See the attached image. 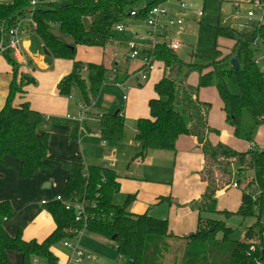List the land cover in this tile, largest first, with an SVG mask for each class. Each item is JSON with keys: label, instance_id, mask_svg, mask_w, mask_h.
Here are the masks:
<instances>
[{"label": "trees", "instance_id": "1", "mask_svg": "<svg viewBox=\"0 0 264 264\" xmlns=\"http://www.w3.org/2000/svg\"><path fill=\"white\" fill-rule=\"evenodd\" d=\"M167 0H152L132 15L138 0H56L42 1L29 12L31 0L0 2V31L19 25L30 16L34 31L41 37L46 50L56 58L73 61L72 71L59 82L58 94L70 96L79 92V102L90 107L98 97L107 78L108 70L102 64L76 60L77 46L106 47L113 43H127L128 33L116 26L129 21H144L148 11ZM73 39L72 43L58 39L54 32ZM216 39L226 38L233 46L226 51L215 43L212 51L191 53L195 62H187L166 44L153 48L154 56L166 70L155 84L156 97L149 100V116L136 122L135 141L138 152L132 160H143L150 151H175L182 135L195 136L205 156L201 172L207 183L205 193L194 202L199 211L194 233L179 236L170 232L169 222L149 213L133 214L129 206L135 199L128 195L117 204L115 196L120 189L119 175L102 166H86L79 162L62 161L67 170L63 196L72 205L83 203L85 217L76 221V212L67 210L61 201L45 205L56 228L43 241H26L21 231L10 236L3 219H12L15 211L9 201L0 202V264H12L9 252L22 255V264H34V259L45 264H58L52 247L74 240L82 229L114 243L121 258L129 264H259L264 262V148L257 145L246 151L235 150L225 144L211 143L209 136L219 131L209 125L212 104L200 98V90L214 87L220 97L226 122L238 134L243 115L248 113L255 126L264 123V24L237 30L212 25ZM0 32V40L4 36ZM12 67V81L5 106L0 111V164L5 158L20 162V176L30 179L40 170H52L48 157L49 132H39L45 116L33 110L27 102L15 104L25 94V87L34 84V78L20 72V63L10 50L2 52ZM237 56L240 70L231 65ZM263 57L261 62L259 58ZM184 73L180 76L181 72ZM168 74V75H166ZM197 74L196 86L189 79ZM126 119L120 112L98 116V133L102 141L122 142L125 138ZM76 127L72 137H77ZM254 143V141H252ZM235 166V170L232 168ZM236 172L237 177L234 176ZM104 178V179H103ZM237 184L242 190L241 203L235 212L218 211V193ZM161 201L171 203L170 197ZM220 213L226 218L239 215L256 219V229L246 233L243 240L231 239L234 229L224 220L209 217ZM221 234V238L218 235ZM115 237V238H114Z\"/></svg>", "mask_w": 264, "mask_h": 264}, {"label": "crops", "instance_id": "2", "mask_svg": "<svg viewBox=\"0 0 264 264\" xmlns=\"http://www.w3.org/2000/svg\"><path fill=\"white\" fill-rule=\"evenodd\" d=\"M4 1L6 2L8 0ZM129 23L133 22L129 21ZM25 26L27 25H24V22L22 25L20 24V37L29 31L35 32L32 27L28 30ZM21 46L23 53L25 54L24 61H31L40 68L39 71L31 73L35 83L24 88L26 93L21 102L29 103L33 110L42 113L44 116L46 115L47 117L45 118L47 121H49L52 116L56 115L61 116V119L59 122H56V119H53L54 122L52 124L47 123L46 125H41L39 128L40 133L49 132L50 134L48 157L54 168L48 170L49 172H45V169H42L30 179H23L20 176L18 180L15 179L17 181H15L16 183L9 185L7 174L9 175L10 171L8 170V167L11 164L18 165L20 175V162L18 159L6 157V163L0 164V180L2 181L0 184V202L9 201L15 211L14 217H16L20 210H22V207H24V211H28V203L27 199H25L26 195L24 197L23 194L27 191L33 190L32 188L51 190L54 186L55 178L59 173L61 183L58 187L60 188L61 186V193L47 192L42 194L47 197L41 198V204L43 200H47L48 202L55 200L57 195L63 194V189L67 180V170L62 167L61 162H79L86 166H102L116 172L119 175V181L121 184L119 192L125 191L124 196H135V199L129 206V211L131 213H149L154 217L167 219L170 232L175 235L187 236L194 233L197 229L199 217V211L197 210V206L194 205V202L202 197L207 186V183L201 176V172L205 167V156L200 149L198 139L195 136L182 135L176 142L175 151H150L145 159L132 160L134 155L138 152V143L135 141L136 129L134 136L129 138L128 141L126 140L128 144H124L123 146H121V144L126 139V133L122 143L118 142L117 144L102 141L100 136L96 135V133H98V114L120 112L125 119L129 116L130 118H135L136 122L139 118L149 116V100L156 97L154 86L166 73L163 64L157 62L156 70L149 76V79L145 82H140L137 74H135L140 68V62L137 60L132 61L127 58L125 43H113L106 47L77 46V50L82 47L85 51V53H83L87 54L90 58L86 59L87 62H84V59L76 55L77 61L102 64L107 68L108 73L105 81L106 83L104 82L102 89L108 86V84H111L112 88L121 93L120 97L122 102L129 101L130 93L126 91H133L132 94L136 96V99L144 104L143 110L139 107L140 105L137 104L133 108L132 102H130L125 105L124 110L118 107L116 112H105L103 110L99 111L95 109L97 97L92 106L86 110V112L88 110L90 112L86 113L87 117L84 123L86 131L80 133L78 123L68 119L67 116L76 115L80 110L81 103L77 100L79 110L77 109L78 112L76 111V114H67L66 111L68 110L69 100L61 97L58 94L57 89L61 79L68 75V72L72 71L73 64L72 67L67 68L66 65L60 61L63 59L61 58L57 61L58 66H56V68H51L48 63H45L44 56L34 55L30 51L31 44L29 41L21 39ZM44 49L46 48L44 47ZM46 55L51 54L48 52ZM124 61L126 64H123ZM113 75L116 77L117 81L122 83L121 87L114 85L110 79ZM12 78V67L0 60V111L5 106ZM134 81H137L138 83ZM115 98L116 97L114 96H109L107 101L112 103ZM21 102L15 104L17 105ZM211 112L209 114L208 122L209 125L214 128L213 126L216 121L215 118L211 116ZM65 113L66 115H64ZM88 115H90V117ZM76 127L78 128L77 137L74 138L72 137V134ZM87 135H92L95 138ZM209 138L214 145L220 142V138L216 136V134H211ZM254 144L259 146L255 141ZM231 146L244 151V149L237 148L234 145ZM97 149L102 150L98 152ZM234 189H238L240 192V196L237 197L239 203H237L238 205L236 208L239 207L242 190L233 186V188L228 191L223 190L218 193V211H232L231 209H222L219 204V199L222 196L229 195ZM163 197H170L172 202L161 201V198ZM23 199H25V202H23ZM42 205L45 206L44 204ZM3 220V226L7 233L10 236H16L20 229H14L10 232L11 230H8L9 228L5 223L9 222L10 219ZM27 225L28 224H25L24 227L26 228ZM55 228L56 224L53 219V222L50 224L48 223V225L45 224V227L42 228L43 235L41 237H37V239H35L36 237H25L24 235H22V237L26 241L37 240L41 242L46 239ZM65 250L68 253L66 248ZM16 253L17 252L14 251L9 252V258L12 264L17 259L16 257H19L17 262L22 264V255L17 253L20 255L18 256ZM67 253L65 256L66 259ZM33 262L34 264H41L42 261L38 259V263H35L34 259Z\"/></svg>", "mask_w": 264, "mask_h": 264}, {"label": "rangeland", "instance_id": "3", "mask_svg": "<svg viewBox=\"0 0 264 264\" xmlns=\"http://www.w3.org/2000/svg\"><path fill=\"white\" fill-rule=\"evenodd\" d=\"M9 1H12V0H8L6 2H9ZM48 1L56 2V0H48ZM150 1L152 0H138L137 7L141 8L145 6L147 3H149ZM190 1H192L195 5L201 7L205 12H207L208 15L200 20V18H197V16L194 13L186 12L184 14V20H185L184 25L181 28L177 27V28L169 29V34L171 38L173 40H178L181 43L180 49L177 50V55L181 59L186 60L187 62H195L198 59L196 56L192 57L191 53L210 52L215 47L216 41L221 49L225 51L227 49H230L234 44L233 41L226 39V38L216 39V29L212 27V25L216 24L217 17L210 15V13H212V11L213 12L216 11L219 8L220 6L219 0H190ZM0 2L6 3L4 0H0ZM168 6L170 5H167V7ZM173 6L174 4L171 3V7H168V8L169 9L171 8L172 14L178 15L177 10ZM25 21H28V22H25ZM23 22H24V25L25 24L27 25L25 26V28L28 30H30L31 27L32 28L35 27V24L30 18V16L22 19L19 22V24L22 25ZM0 32L2 33V30ZM53 32L57 38L65 40L69 43L73 42V39L70 36L64 35L58 26L53 28ZM3 37L4 36H2V39L0 40V45L3 41ZM21 39L25 41H29L31 44L30 51L34 55L44 56L45 63L46 64L48 63L51 68H56V66H58L57 61L61 58H56L53 55H46L43 41L36 32L29 31L28 33H24L21 36ZM6 43L7 41L5 39V45ZM0 51H1V48H0ZM2 52L3 51H1L0 53L1 54L0 60H2L5 64L9 66L10 63ZM10 52H11V55L20 63V72L23 75L32 77L31 76L32 72L34 71L36 72L40 70V68H38L31 61H26V60L24 61L25 54L23 53L22 46H21V52H22L21 59L16 58L12 50H10ZM83 52L85 53L83 48L80 47L78 48L76 55L84 59L83 60L84 62H87L86 59H90V58L87 54H84ZM60 61H62L66 65L67 68L72 67V64H73L72 60L61 59ZM123 64H126L125 61ZM69 73L70 72H68V74ZM183 73L184 71L181 72L180 76ZM134 82H137V81H134ZM189 82L191 85L196 86L198 82L197 74H193L190 77ZM126 92L130 93L129 101L122 102L121 97H120L121 93L115 90L114 88H112L111 84H108V86L104 87L101 90L100 95L98 96L95 102V105H96L95 109L99 111L103 110L105 112H116L118 107L124 110L125 105L132 102L133 108L137 104V105H140L139 107L142 108L143 110L144 109L143 102H140L139 100L136 99V96L132 94L133 91H130V92L126 91ZM24 96H25L24 94L17 96L15 99V103H19L23 101ZM60 96L69 100L68 110L66 111L67 114H74L77 111V109L79 110V104L77 103V100L79 102L80 96H79L78 90H74V92L70 96H62V95ZM109 96L116 97L114 102L109 103V101H107ZM200 96L203 100L210 102L213 106L211 116L215 118V121H216L213 127L219 131V133L216 134V136L220 138L219 143L225 144L235 150H239L231 146V145H234L237 148L244 149V151L249 149L251 144H253L252 141H255L259 145V147H264V123L260 126H255L251 116L248 113H245L243 115L240 131L238 134H236L234 128L231 127L226 122L225 114L222 109V103H221L217 90L214 87L202 88L200 90ZM87 112L90 113L89 110ZM66 113L64 115H66ZM88 116L90 117V115ZM97 116H100V114H98ZM45 117L47 116L45 115ZM53 119L54 120L56 119V122H59V120L61 119V116H58V115L52 116V118L49 119V121H47L45 118V121L43 122L42 125H46L47 123L52 124L54 122ZM135 129H136V119L132 117L130 118L129 116H127L126 125H125L126 139L125 141H123V143L121 142L122 143L121 146H123L124 144L125 145L128 144L126 140L128 141L129 138L134 136ZM87 136L95 138L92 135H87ZM117 143L118 142H111V144H117ZM97 150L98 152H100L102 149H97ZM239 151H243V150H239ZM8 168H9L8 170L10 171V174L9 175L7 174L8 176L7 179H9V185H13L14 183L17 182L16 180H18L20 177L18 165L11 164ZM232 169L235 170V166ZM45 172H49V171L45 170ZM234 176L237 177L236 172L234 173ZM1 182L2 181L0 180V184ZM60 183H61V179H60V174L58 173L57 177L55 178L54 186L52 187L51 190H46V189L41 190L38 188H32L33 190L25 192L23 196L25 197L26 195L25 199H27L28 211H24V207H22L21 208L22 210H20V212L16 215V217L10 219L9 222H5L9 228L8 230L9 231L11 230L10 232H12L14 229L15 230L20 229V231L22 232V235H24L25 237L27 236H30L32 238L36 237L35 239H37V237H41L43 235L42 228L45 227V224L48 225V223L50 224L51 222H53L52 215L49 213L47 208L41 204V198L47 197V196H43L42 194H45L47 192L61 193L62 188L61 186L60 188L58 187ZM124 192L125 191L118 192V194L115 196V202L117 204L123 203V201L127 197V196H124ZM238 196H240V192L238 189L232 190L227 196H222L219 199V204L221 205L220 207H222V209H231L232 211H235L237 209L236 208L238 205L237 203H239V200H237ZM25 199H23V202H25ZM208 216L213 219L224 220L227 223V226H230L232 229H234V233H232L231 235V239L233 240H243L245 238L246 233L252 232L253 230L256 229L255 227L256 219L253 217H249L245 219L239 215L234 214L230 216L228 219H226L224 215L222 214L220 215L218 213H212V214H209ZM25 224H28L26 228L24 227ZM80 232L82 234L81 233L80 235L78 234V237L76 238L79 245L83 249L89 251L94 257V259L84 261V264H129L128 258L120 257L117 251V248L115 247L113 242L108 241L100 236L92 235V234L85 233V232L83 233L82 230ZM218 237L221 238V234H219ZM52 251L58 257V264H64L66 261L65 256H66L67 251L63 247V244L59 243L53 246ZM16 258L18 259L19 257H16ZM17 259L13 262V264H20L19 262H17ZM41 261H42L41 264H45L43 260Z\"/></svg>", "mask_w": 264, "mask_h": 264}, {"label": "built area", "instance_id": "4", "mask_svg": "<svg viewBox=\"0 0 264 264\" xmlns=\"http://www.w3.org/2000/svg\"><path fill=\"white\" fill-rule=\"evenodd\" d=\"M42 1L46 0H31L29 12L32 13ZM219 2V8L214 12L212 11L210 15L217 17L216 24L220 26L243 30L264 24V0H219ZM171 3L174 4L173 7L177 10L178 15L172 14L171 8H168L171 7ZM167 5L170 6L167 7ZM139 9V7H135L132 15L137 14ZM186 12L194 13L200 20L208 15L207 12L190 0H167L163 4L152 7L144 21L120 23L116 26L117 31L130 35V39L126 43V55L129 60L140 62V68L135 73L140 82L147 81L149 76L156 70L158 61L154 56L153 48L158 44H166L168 48L174 51L180 49L181 43L171 38L169 29L181 28L184 25V14ZM2 32L5 35L0 45L1 51L12 50L15 54L14 56L21 59L20 24L5 31L2 29ZM5 39L7 41L6 45ZM262 60L263 57H260L258 62ZM110 79L115 86H122V83L117 81L114 75ZM86 109L83 104H80V110L76 115L67 116L68 119L78 123L80 133L86 131L84 127L87 117ZM96 135L100 136L99 133H96ZM234 187H237V184H234ZM55 200L61 201L67 210L74 208L76 221H83L86 215L83 203L75 202L72 205L61 194L57 195ZM46 203H48L47 200L42 201V204ZM82 231L83 233L85 232L83 229ZM80 233L79 231V235ZM63 246L68 250L64 264H84V261L94 258L89 251L79 245L77 239L64 241ZM35 263H38V259H35ZM259 264H264V262Z\"/></svg>", "mask_w": 264, "mask_h": 264}, {"label": "water", "instance_id": "5", "mask_svg": "<svg viewBox=\"0 0 264 264\" xmlns=\"http://www.w3.org/2000/svg\"><path fill=\"white\" fill-rule=\"evenodd\" d=\"M45 53L48 54V51L45 49ZM231 65L235 68L236 71L240 70V63L237 56H234L231 59ZM115 238V237H114Z\"/></svg>", "mask_w": 264, "mask_h": 264}]
</instances>
